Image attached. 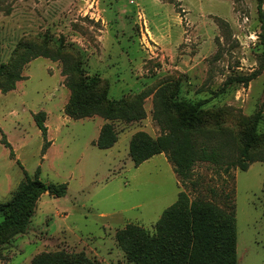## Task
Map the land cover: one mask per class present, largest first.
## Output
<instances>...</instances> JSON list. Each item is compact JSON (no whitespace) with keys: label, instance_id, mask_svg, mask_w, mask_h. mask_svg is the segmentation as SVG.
Wrapping results in <instances>:
<instances>
[{"label":"rangeland","instance_id":"obj_1","mask_svg":"<svg viewBox=\"0 0 264 264\" xmlns=\"http://www.w3.org/2000/svg\"><path fill=\"white\" fill-rule=\"evenodd\" d=\"M263 37L259 0H0V63H10L20 43L54 53L63 47L87 80L100 79L96 94L107 92L112 101L146 95L144 117L131 123L71 118L64 63L46 58L29 63L16 89L0 94V203L24 181L16 161L32 178L40 169L47 185H68L65 197L42 195L25 234L0 242V264H33L59 251L131 264L117 232L132 225L153 233L182 191L191 200H212L213 192L232 190L238 264H264ZM163 85L178 88L182 101L202 103L204 124L226 133L213 142L228 144L231 157H239L237 142L257 135L247 171L231 169L229 178L198 163L184 186L165 154L136 166L134 138L166 133L154 118V95ZM40 112L46 139L34 120ZM105 125L117 142L101 150L96 144Z\"/></svg>","mask_w":264,"mask_h":264},{"label":"trees","instance_id":"obj_2","mask_svg":"<svg viewBox=\"0 0 264 264\" xmlns=\"http://www.w3.org/2000/svg\"><path fill=\"white\" fill-rule=\"evenodd\" d=\"M259 1L261 6L262 0ZM63 54V47L54 53L45 47L20 43L10 63H0V94L5 95L16 89L17 84L25 79L23 71L29 63L38 58H46L64 63L63 75L66 77V87L71 91L66 114L71 118L80 120L101 116L105 120L117 118L131 123L144 117L142 106L145 94L115 101L108 98L107 92L100 91L96 94L100 79L87 80L80 65ZM250 80L253 77L245 81V84ZM233 82L230 80L228 84ZM179 91L178 88L171 91L169 85H163L155 93L154 118L166 133L157 140L143 133L134 138L131 155L136 166L156 155L165 154L184 186L193 180L198 163H209L222 169L229 178L231 169L247 171L257 135L254 133L248 141L237 142L239 157H231L228 144L213 142L214 138L225 133L224 129L217 128L213 131L206 126L202 118V103L182 101ZM45 118L44 112L34 115L36 126L46 139L48 129ZM116 142L114 129L111 125H105L98 138L97 147L107 150ZM1 143L15 160L10 143L4 138ZM46 151L47 147H43V153ZM16 162L23 169L25 178L12 198L8 202L0 203V242L3 244L28 231L42 195L47 193L60 198L65 197L68 191L67 184L43 183L39 178L40 169L32 178L20 161ZM213 196L212 200L205 196H197L191 200L182 191L178 200L164 211L155 224L153 233L132 225L117 232V241L128 261L131 264H238L234 191L221 194L213 192ZM218 198L222 205L215 202ZM33 264L99 263L83 252L59 251L43 254Z\"/></svg>","mask_w":264,"mask_h":264},{"label":"water","instance_id":"obj_3","mask_svg":"<svg viewBox=\"0 0 264 264\" xmlns=\"http://www.w3.org/2000/svg\"><path fill=\"white\" fill-rule=\"evenodd\" d=\"M263 2V23H264V0H262Z\"/></svg>","mask_w":264,"mask_h":264}]
</instances>
